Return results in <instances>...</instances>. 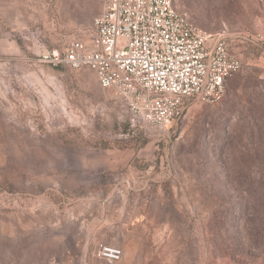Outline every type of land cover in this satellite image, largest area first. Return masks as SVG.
Segmentation results:
<instances>
[{
  "label": "rangeland",
  "instance_id": "obj_1",
  "mask_svg": "<svg viewBox=\"0 0 264 264\" xmlns=\"http://www.w3.org/2000/svg\"><path fill=\"white\" fill-rule=\"evenodd\" d=\"M172 2L242 66L219 102L158 128L89 67L44 61L104 0H0V264H118L95 256L101 243L127 264H264V0Z\"/></svg>",
  "mask_w": 264,
  "mask_h": 264
},
{
  "label": "built area",
  "instance_id": "obj_2",
  "mask_svg": "<svg viewBox=\"0 0 264 264\" xmlns=\"http://www.w3.org/2000/svg\"><path fill=\"white\" fill-rule=\"evenodd\" d=\"M258 40L264 49V28ZM44 61L89 67L101 88L118 94L133 122L158 128L180 119L191 100L219 102L226 80L242 66L223 33L199 31L172 0H104L88 33ZM95 256L119 262L122 249L101 243Z\"/></svg>",
  "mask_w": 264,
  "mask_h": 264
},
{
  "label": "trees",
  "instance_id": "obj_3",
  "mask_svg": "<svg viewBox=\"0 0 264 264\" xmlns=\"http://www.w3.org/2000/svg\"><path fill=\"white\" fill-rule=\"evenodd\" d=\"M230 78H228V79H230ZM237 219L238 220H236V222L238 224L236 226L240 227L239 221L241 219V215ZM243 223H244L243 229H244V234H245L248 250L251 253H252V251L258 252V248H260V245H261V229H262L259 221H255V219L251 220L250 218L248 219V217H247L243 221Z\"/></svg>",
  "mask_w": 264,
  "mask_h": 264
},
{
  "label": "crops",
  "instance_id": "obj_4",
  "mask_svg": "<svg viewBox=\"0 0 264 264\" xmlns=\"http://www.w3.org/2000/svg\"><path fill=\"white\" fill-rule=\"evenodd\" d=\"M122 258H123V257H122ZM122 258H121V260L118 262V264H120V263L122 262V260H123V262H122L121 264H127L126 262H128V258H129V257L125 255V256H124V259H122ZM129 259H130V258H129ZM115 264H117V263H115Z\"/></svg>",
  "mask_w": 264,
  "mask_h": 264
}]
</instances>
